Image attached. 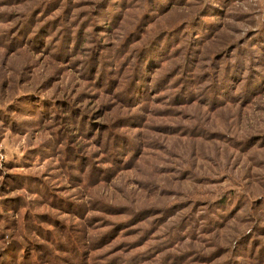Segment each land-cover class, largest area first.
Returning <instances> with one entry per match:
<instances>
[{"label":"rangeland","instance_id":"obj_1","mask_svg":"<svg viewBox=\"0 0 264 264\" xmlns=\"http://www.w3.org/2000/svg\"><path fill=\"white\" fill-rule=\"evenodd\" d=\"M263 3L0 0V264H264Z\"/></svg>","mask_w":264,"mask_h":264},{"label":"trees","instance_id":"obj_2","mask_svg":"<svg viewBox=\"0 0 264 264\" xmlns=\"http://www.w3.org/2000/svg\"><path fill=\"white\" fill-rule=\"evenodd\" d=\"M147 16H152L150 13L149 14H146L145 16H144V18H146ZM175 28H180V25H174V26H172V28H170V29H167V30H164L163 32L164 33H168V32H170L171 30H173V29H175ZM164 33H161L160 32V34H164ZM154 57V55L151 57V59Z\"/></svg>","mask_w":264,"mask_h":264},{"label":"built area","instance_id":"obj_3","mask_svg":"<svg viewBox=\"0 0 264 264\" xmlns=\"http://www.w3.org/2000/svg\"><path fill=\"white\" fill-rule=\"evenodd\" d=\"M263 6H264V3H263Z\"/></svg>","mask_w":264,"mask_h":264}]
</instances>
